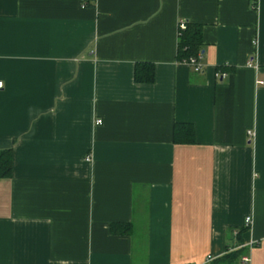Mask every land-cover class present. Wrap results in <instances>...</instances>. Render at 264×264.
Instances as JSON below:
<instances>
[{
  "label": "crops",
  "instance_id": "crops-1",
  "mask_svg": "<svg viewBox=\"0 0 264 264\" xmlns=\"http://www.w3.org/2000/svg\"><path fill=\"white\" fill-rule=\"evenodd\" d=\"M0 82V264H264V0H0Z\"/></svg>",
  "mask_w": 264,
  "mask_h": 264
},
{
  "label": "trees",
  "instance_id": "trees-1",
  "mask_svg": "<svg viewBox=\"0 0 264 264\" xmlns=\"http://www.w3.org/2000/svg\"><path fill=\"white\" fill-rule=\"evenodd\" d=\"M203 26L192 22H187L185 31L179 32L177 44V61L187 63L191 58H202L203 56ZM134 80L137 84H153L155 81V65L152 63H138L135 66ZM173 142L176 145L196 144L195 129L191 124H176L173 131ZM13 172V151H0V179H10ZM132 224H112L111 233L113 235H130ZM249 228L244 227L238 230L234 247H226L227 254L213 261L210 264H243L242 259L248 249L243 246L242 235ZM232 232V233H233Z\"/></svg>",
  "mask_w": 264,
  "mask_h": 264
},
{
  "label": "built area",
  "instance_id": "built-area-1",
  "mask_svg": "<svg viewBox=\"0 0 264 264\" xmlns=\"http://www.w3.org/2000/svg\"><path fill=\"white\" fill-rule=\"evenodd\" d=\"M187 28V21L185 20H181L178 24V30L179 32L185 31ZM187 65H189L191 67V69L195 72V73H202L203 72V67L201 65V59L198 58H191L189 59V61L186 63ZM260 85L264 86V83L260 82ZM3 88V83L0 82V90ZM101 122H99L100 124ZM251 137H253V134L251 133ZM87 160H89V157H87ZM251 224V218H247L246 222H245V227L249 228ZM211 261V260H209ZM242 263L243 264H248L249 263V258L245 257L242 259Z\"/></svg>",
  "mask_w": 264,
  "mask_h": 264
}]
</instances>
